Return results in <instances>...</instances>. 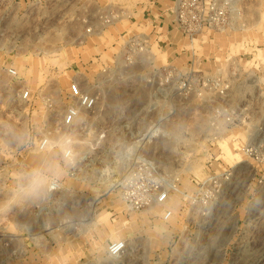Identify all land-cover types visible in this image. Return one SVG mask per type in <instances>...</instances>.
<instances>
[{
    "label": "rangeland",
    "instance_id": "rangeland-1",
    "mask_svg": "<svg viewBox=\"0 0 264 264\" xmlns=\"http://www.w3.org/2000/svg\"><path fill=\"white\" fill-rule=\"evenodd\" d=\"M145 3L0 0V264H264V0H235L233 30L183 40L181 57L185 48L182 58L194 67L169 61L167 48L154 50L158 66L171 63L230 86L227 98L207 91L162 99L158 114L138 98L148 92L140 71L121 58L134 29L149 33L148 16L146 28L131 22ZM102 11L119 16L106 27V51L93 49L88 23ZM96 57L110 68L104 85L97 83L101 67L86 66ZM9 66L20 80L9 77ZM74 80L99 97L97 109L64 130ZM22 88L30 103L17 96ZM223 105L244 110L238 126H212V111ZM157 118L163 120L153 144L132 146ZM65 135L74 140L70 162L37 148L44 137ZM249 145L258 147L259 161L243 151ZM141 156L153 158L179 192L164 206L136 212L127 209L120 184ZM53 164L47 175L58 170L55 189L15 194L20 173ZM210 173L229 177L217 202L203 209L189 199ZM168 209L173 217L166 222ZM117 241L127 250L114 260L108 250Z\"/></svg>",
    "mask_w": 264,
    "mask_h": 264
},
{
    "label": "built area",
    "instance_id": "built-area-1",
    "mask_svg": "<svg viewBox=\"0 0 264 264\" xmlns=\"http://www.w3.org/2000/svg\"><path fill=\"white\" fill-rule=\"evenodd\" d=\"M234 4L235 0H178L172 11L168 9L165 11L171 14L170 24L167 23L163 15L160 19L148 20V26H142V28L150 27L149 33L139 32L128 39L124 38L121 58L125 67L137 68L140 71V80L143 87L148 90L146 93L150 98L148 113L156 112L158 114L162 99L165 101L164 103L177 97L190 100L202 97L207 91H214L221 98L228 97L230 86L227 81L208 77L195 78L191 73H185L171 63L158 66L154 50L163 51L170 46L166 38L170 29H175L191 43L201 41L206 35L212 33L233 30L231 12L234 9ZM118 18L116 13L110 11L101 15L105 27L114 24ZM88 33H91L90 29H88ZM194 62L192 60V67L195 66ZM95 65L101 67L97 83L104 85L103 78L110 73V68L102 64L99 57L86 66L87 69H91ZM6 72L12 79L20 80L14 67H7ZM116 72L119 74L118 71ZM98 78L102 80H98ZM17 96L25 103L32 101V95L28 89H20ZM68 98L71 104L66 108L61 119V128L64 130L73 129L82 113H94L99 97L84 89L79 80H74L68 91ZM243 113L244 110L240 108L220 106L211 113L212 126H215V122L218 120L224 121L229 126H238L242 122L240 117L243 116ZM162 120L158 118L152 120L141 137L135 136L137 139L132 146L135 143L151 141L158 137ZM46 138L40 139L37 144L40 151H43L41 144ZM243 151L258 161L261 157L259 149L255 145H249ZM129 156H126L127 160H130ZM136 163L139 165L138 169H134L120 184V194L127 209L140 212L171 202L173 194L179 191L175 185L170 183L169 176L159 169L156 161L153 158L141 156L136 158ZM228 177L229 175L223 177V175L210 173L207 180L199 185L196 194L189 200L203 209L211 207L222 194L223 178L228 179ZM172 217L173 210L168 209L163 220L168 222ZM126 250V242H114L109 246V258L119 259Z\"/></svg>",
    "mask_w": 264,
    "mask_h": 264
},
{
    "label": "crops",
    "instance_id": "crops-1",
    "mask_svg": "<svg viewBox=\"0 0 264 264\" xmlns=\"http://www.w3.org/2000/svg\"><path fill=\"white\" fill-rule=\"evenodd\" d=\"M177 1L178 0H146L147 3H145V5H149L148 9H146V7L142 8L141 9L142 12H140V13L138 12L137 14H135V16H138V17H133L136 22H133V21H131V22L134 25L136 24L138 27L141 28L144 25V22L146 20L145 18H147V16H148V18H150V20L151 19L153 20V19H160L161 16L164 15L167 23L170 24L171 20H172L171 14L169 12H165V11H167V9L169 11H172V9L174 8ZM103 13H105V11H102L99 13L97 12L96 14L89 15V17H88V21H89L88 23H90V25H92V27H93V34L91 35L90 39L95 40L96 44L94 45L95 47L93 49L98 50V51L108 50V47L106 46V43L108 44V41H107L108 30H106V27L101 20V15ZM134 31L136 33L137 29H134ZM135 33H133V34H135ZM166 38L168 40V45H170L166 49V52L169 54L168 55L169 61L175 57L174 58L175 62H178V60H179V62L183 61V64H182L183 67H185V64L190 65V63H192V61L190 59H187V61L185 63L183 58H182L183 53H185V48L181 49L182 50V57H181V53H180L181 52L180 47H182L181 43L185 39L179 33H177V31L175 29L174 30L170 29V31L168 32V36H166ZM115 44H116V42L114 43V45ZM188 56H189V54H188ZM96 67H97L96 65L93 66L92 70L95 71ZM138 98L144 100L145 102L143 101V103H145V105L148 108L150 98L147 95V93L146 92L140 93L138 95ZM153 141H154V139L151 141L135 143L134 147L150 146L153 144Z\"/></svg>",
    "mask_w": 264,
    "mask_h": 264
},
{
    "label": "clouds",
    "instance_id": "clouds-1",
    "mask_svg": "<svg viewBox=\"0 0 264 264\" xmlns=\"http://www.w3.org/2000/svg\"><path fill=\"white\" fill-rule=\"evenodd\" d=\"M74 140L70 135L62 136L58 139H45L41 148L44 152L57 154L65 162H70L74 157L73 149ZM57 169L53 164L49 168H33L28 172L18 175V190L15 194L24 197H37L46 191L53 190L57 187L58 170L52 176L47 175L48 171Z\"/></svg>",
    "mask_w": 264,
    "mask_h": 264
},
{
    "label": "bare ground",
    "instance_id": "bare-ground-1",
    "mask_svg": "<svg viewBox=\"0 0 264 264\" xmlns=\"http://www.w3.org/2000/svg\"><path fill=\"white\" fill-rule=\"evenodd\" d=\"M196 42V41H195Z\"/></svg>",
    "mask_w": 264,
    "mask_h": 264
}]
</instances>
